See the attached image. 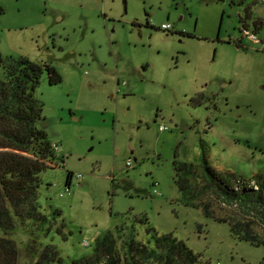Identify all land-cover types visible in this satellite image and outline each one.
Listing matches in <instances>:
<instances>
[{"label":"rangeland","instance_id":"1","mask_svg":"<svg viewBox=\"0 0 264 264\" xmlns=\"http://www.w3.org/2000/svg\"><path fill=\"white\" fill-rule=\"evenodd\" d=\"M0 54L62 77L46 70L35 95L58 144L40 174L43 241L66 261L123 228L150 248L182 243L189 264H262L264 245L231 224L264 238V210L193 173L234 188L264 175V0H0ZM13 238L33 264L27 235Z\"/></svg>","mask_w":264,"mask_h":264},{"label":"trees","instance_id":"2","mask_svg":"<svg viewBox=\"0 0 264 264\" xmlns=\"http://www.w3.org/2000/svg\"><path fill=\"white\" fill-rule=\"evenodd\" d=\"M46 70L50 83L61 82V75L53 67H43L26 57L6 58L0 54V228L4 232L0 235V264H19L20 250L13 235L20 231L28 237L29 254L36 257L33 264H189L180 250L182 243L173 240L170 245L150 248L133 234H126L123 228L108 230L97 240L93 252L78 260L66 261L55 244L44 243V237L52 230V221L39 202L40 174L58 159L54 143L41 126L45 118L35 95ZM193 174V181L202 190L210 187L224 199L233 198L264 210V175L252 177L254 182L258 180L256 186L241 184L234 188L216 176L208 179L204 173ZM72 175L68 172L67 185ZM186 180L192 189L193 184ZM198 204L203 205L206 214L214 215L208 202ZM231 226L233 233L240 232L252 244L264 245V238L254 234L249 225L237 222ZM165 239L168 238H160Z\"/></svg>","mask_w":264,"mask_h":264},{"label":"built area","instance_id":"3","mask_svg":"<svg viewBox=\"0 0 264 264\" xmlns=\"http://www.w3.org/2000/svg\"><path fill=\"white\" fill-rule=\"evenodd\" d=\"M163 28L169 30V29L172 28V25H171V24L164 23ZM253 37L256 38L255 34H253ZM160 130H164V131H165V130H166V127H164V125H161V126H160ZM54 147H55L56 149H58V144H55V143H54ZM127 164H128V166H130V165H131V161L127 162ZM78 178L80 179V178H81V175H78ZM86 245H87V244H86Z\"/></svg>","mask_w":264,"mask_h":264}]
</instances>
